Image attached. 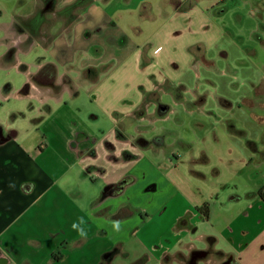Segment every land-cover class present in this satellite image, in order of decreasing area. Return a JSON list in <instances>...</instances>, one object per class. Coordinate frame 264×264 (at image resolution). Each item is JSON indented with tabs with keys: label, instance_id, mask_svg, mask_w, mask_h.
I'll use <instances>...</instances> for the list:
<instances>
[{
	"label": "crops",
	"instance_id": "1",
	"mask_svg": "<svg viewBox=\"0 0 264 264\" xmlns=\"http://www.w3.org/2000/svg\"><path fill=\"white\" fill-rule=\"evenodd\" d=\"M223 1L0 0V66L14 49L3 79L14 101L0 100V264H264V180L241 194L219 173L214 209L144 154L178 108L211 113L192 88L198 68L228 57ZM227 120L222 136L264 179V127ZM204 221L198 248L188 232Z\"/></svg>",
	"mask_w": 264,
	"mask_h": 264
},
{
	"label": "rangeland",
	"instance_id": "2",
	"mask_svg": "<svg viewBox=\"0 0 264 264\" xmlns=\"http://www.w3.org/2000/svg\"><path fill=\"white\" fill-rule=\"evenodd\" d=\"M222 3L225 12L220 19L223 37L219 44L225 46L228 57L215 61V66L198 68V83L192 88L202 90L207 97V109L211 113H187L178 108L158 123L163 134V144L152 150L145 148L144 151L155 168L166 170L171 176L175 173L178 180L188 179L206 193L214 209L220 203L219 199L215 200L217 195H212L219 173L231 186H237L241 194L245 193L244 189L248 186H255L264 180L262 170L239 159L242 156L240 144L232 143L228 137L222 136L223 127L232 122L226 121L229 117L234 118V122L240 126L251 127L255 124L264 127V95L260 93L264 91V0H224ZM9 53L7 49L5 55L1 56V102H7V98L2 96L6 92L10 95L9 100L14 101L13 92L3 81L6 75L4 71L10 70L6 64L14 57ZM17 54L21 56L22 52L18 51ZM10 72L16 74L12 70ZM165 101L173 103L169 97ZM250 107L254 110H249ZM102 130L106 132L107 129ZM151 132L146 131V134L150 135ZM202 153H206V156ZM224 154L236 157L227 160L222 157ZM206 158L209 161H204ZM195 162H198L196 164H199L198 168L202 171L200 176L190 173L189 168ZM153 185L146 183L145 193L151 192ZM232 193L227 191L225 198ZM210 231L211 222H201L196 230L188 232L190 237L187 239L201 248L206 246L202 235Z\"/></svg>",
	"mask_w": 264,
	"mask_h": 264
},
{
	"label": "trees",
	"instance_id": "3",
	"mask_svg": "<svg viewBox=\"0 0 264 264\" xmlns=\"http://www.w3.org/2000/svg\"><path fill=\"white\" fill-rule=\"evenodd\" d=\"M187 3H190V2H187ZM229 128L231 130H234V128L231 125H229ZM195 209L199 213V215L203 216L204 218H207L208 216V203L207 202H204L201 205L195 206ZM111 253L112 251L105 252L103 254V259L107 258L108 256H111ZM53 258L58 259L59 257L57 256V254H53Z\"/></svg>",
	"mask_w": 264,
	"mask_h": 264
}]
</instances>
